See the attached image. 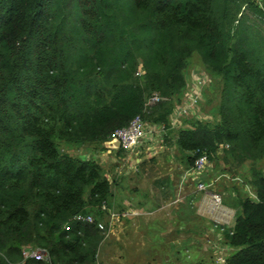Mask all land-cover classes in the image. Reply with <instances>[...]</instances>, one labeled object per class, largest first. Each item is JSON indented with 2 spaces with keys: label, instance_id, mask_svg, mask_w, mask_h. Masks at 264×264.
Returning <instances> with one entry per match:
<instances>
[{
  "label": "trees",
  "instance_id": "trees-1",
  "mask_svg": "<svg viewBox=\"0 0 264 264\" xmlns=\"http://www.w3.org/2000/svg\"><path fill=\"white\" fill-rule=\"evenodd\" d=\"M245 6L258 14L251 0H0V264H100L116 181L74 151L106 150L137 115L168 127L192 59L219 93L177 132L187 167L264 159V21ZM248 178L256 199L225 198L235 224L215 228L235 250L224 264H264V172Z\"/></svg>",
  "mask_w": 264,
  "mask_h": 264
},
{
  "label": "crops",
  "instance_id": "crops-1",
  "mask_svg": "<svg viewBox=\"0 0 264 264\" xmlns=\"http://www.w3.org/2000/svg\"><path fill=\"white\" fill-rule=\"evenodd\" d=\"M199 71H201V68ZM191 73H193L192 70L185 73V79H188V81L190 80ZM191 121L192 118L183 119L179 126L174 128L170 126L166 127V130L160 135V138L155 137L150 141L146 140V143L144 142L145 144L142 146V152L135 160H132L133 162L130 160L134 156L128 158L126 156L125 159H128L126 172L134 171L133 178L137 184H135L132 189H136L137 193L135 191H128L127 196L124 197L120 192L122 189L124 190L127 185L123 184V182L120 184L117 183L113 191L118 192H113L115 198L111 208L116 212L127 211L134 214L119 221H115L111 226L109 223V229L105 235V240L101 248L107 245L109 238H113V241L114 238L123 240V232L126 235L130 225L135 228L143 226L146 235L149 230L154 231V229H157V233L160 235L174 234L176 236L175 243L177 244V242H180L183 247L184 245L200 246L197 240L194 239V235H197L200 231L199 222L201 220L206 222L208 226H205V229L209 230L212 228L211 223H213V218L210 216L211 213H209L210 215L208 213L203 215L200 212L201 194L204 195V199H206V197L203 192L197 191L194 180L187 179L185 183H181L184 173L189 168L186 162L182 160V155L178 151L175 142L177 132L183 128H190ZM113 150L114 149L106 148V150L98 154L111 155V153L114 152ZM242 168L244 167L242 166ZM210 171L212 173L215 171L212 163ZM227 172H231V170L229 169ZM227 172L224 173L227 174V190L223 191L222 189L221 191L217 189L218 179L213 182L214 190L222 194L224 200L227 198V202L233 204L232 201L234 197L240 192L248 194L256 199L248 181L250 173L249 176L247 175L246 179H244V175H240L246 180L244 181L238 174L230 175ZM240 172L242 171L240 170ZM208 176L209 174L205 176V180ZM138 184L144 186L143 190L138 188ZM116 196L118 197L116 198ZM225 206L227 207V215L225 216L227 226H223L231 231L235 224L237 210L235 207L229 205ZM204 212H206V210H204ZM107 216L110 221L109 213ZM163 240L165 241L166 239L163 237ZM207 246L208 248L211 247L209 243ZM233 252H235V250L227 246V256Z\"/></svg>",
  "mask_w": 264,
  "mask_h": 264
},
{
  "label": "rangeland",
  "instance_id": "rangeland-1",
  "mask_svg": "<svg viewBox=\"0 0 264 264\" xmlns=\"http://www.w3.org/2000/svg\"><path fill=\"white\" fill-rule=\"evenodd\" d=\"M194 57L196 56H193L192 58ZM191 62L192 63L189 66V69L186 71L190 72L192 70L193 73L190 74V78L194 73L196 74L197 72H199L201 68V66L197 64V60L195 61L194 59H192ZM202 71L204 72V70L201 68V73H203ZM212 91L213 88L211 87L203 89L204 102L202 107L204 112L209 111V109L212 108L216 103V99L214 97L217 96L219 90H217V92L215 91V94H213V96L209 95ZM207 95H209V98H211L210 103L208 102V100H206ZM181 99L179 101L180 104L182 102ZM65 150H67V148H65ZM89 150L92 151V148H88L86 150L80 148L77 153L74 151V154H77L79 157L81 156L82 159H91L93 157L95 160H97L99 164H101L105 169L107 177L111 181H116V183L113 184L112 191L117 183L120 184L123 182V184L127 185L124 190L120 189V193L123 194L124 197L127 196L128 191L136 192V189H132L134 188V185L137 184V182L134 181L133 178L134 171L126 172V164H128V159H125L126 157H124V154L127 156V158L134 156L130 161L135 160L137 156L133 154L128 155L127 151H124L123 156L118 158L114 152H112L111 155H99V152L91 153ZM70 152L73 153L72 151ZM211 163L214 168L216 163L220 168L217 171H213V173L210 172L206 180L218 179L217 189L221 191L222 189L223 191L227 190V174L222 175V169H226L225 171H228L230 169L231 172H227L228 174H238L239 176H249L251 168H257L264 172V159L261 161H257L254 165L251 160L246 159L238 169H231L233 165L236 166V163L234 158L230 155V152H227V164L222 160V158H219L218 160L216 159ZM242 166L244 168H242ZM240 170L242 172H240ZM240 177L242 178V176ZM137 186L140 190H143L144 188L142 184H138ZM113 192L117 193L118 191ZM201 195L200 212L203 215L211 213V215H209L212 216L211 218H213V221L217 220L219 215L215 212L210 211L207 206L206 199L203 198L204 195ZM117 197L118 196H116V198ZM114 198L115 196L113 197L112 202ZM204 210H206V212H204ZM167 225L170 226L169 224ZM223 225L227 226V224ZM205 226H208V224L201 220L199 222L200 231L197 235H194V239L197 240L200 245L199 247H195L193 245H184L183 247L181 246L180 242H177V244L175 243L176 236L174 234H162L166 239L164 241L162 235L157 233V229H154V231L149 230L146 235L143 226H138L135 228L130 225L127 234L125 235L123 232V240L114 238L113 241V238H109L107 245H104L103 248H101L100 253L98 254V262L100 264H223L224 257L222 254H220V251L223 250L224 245L219 244L220 242L218 241L217 233H215V231H211L210 229H205ZM207 242L211 244L210 248H208Z\"/></svg>",
  "mask_w": 264,
  "mask_h": 264
},
{
  "label": "built area",
  "instance_id": "built-area-1",
  "mask_svg": "<svg viewBox=\"0 0 264 264\" xmlns=\"http://www.w3.org/2000/svg\"><path fill=\"white\" fill-rule=\"evenodd\" d=\"M251 2L257 8L258 14L251 13V11L248 10L247 6H245L243 10H245L251 18H256L257 20L264 21V0H251ZM139 72L140 71H137L136 75H139ZM210 85L211 80L205 72L201 73V71H199L196 74L194 73L189 81L188 79H186V89L181 99L182 102L181 104L178 103L175 105V108L169 117V126L171 128L179 126L183 119L186 120L192 118V120H198L202 117H205L202 113V106L204 102L203 89L210 87ZM165 100L166 99L154 95L148 99L146 105L152 106L157 102ZM208 120H210V117H208ZM165 130V125L148 123L142 118V116L137 115L127 126L115 130L108 142H110L111 140H117L120 142V148H123L125 151H127L128 155L133 154L135 156H138L142 152V146L146 143V140L150 141L155 137L160 138V135H162ZM210 169L211 162L208 156L206 154H201L194 160L193 165L184 173L181 183H185L187 179H192L196 184L197 191L203 192L205 194L208 208L211 212H215L219 215L217 220L212 221L214 225H212V228H210L211 231H215V228H217L218 225L223 226V224H226L225 216L227 215V207L224 205L223 196L216 192L213 188V182L215 180H205V176H207L211 172ZM101 209L109 212L110 226L115 221H119L131 214H134L127 211L116 212L113 210V208L108 209L106 204H103L101 206ZM74 220L83 224L93 222V218L91 215H77L74 217ZM98 227L99 229L104 230L105 224L99 223ZM217 235L218 241L220 242L219 244L221 245L222 242L220 239V235ZM226 253L227 248L224 246L223 250L220 251V254H222L224 257L223 264L225 262ZM24 254L26 257L35 258L37 260H41L46 257L45 251L40 249H26L24 251Z\"/></svg>",
  "mask_w": 264,
  "mask_h": 264
},
{
  "label": "water",
  "instance_id": "water-1",
  "mask_svg": "<svg viewBox=\"0 0 264 264\" xmlns=\"http://www.w3.org/2000/svg\"><path fill=\"white\" fill-rule=\"evenodd\" d=\"M106 148H113V149H119L120 148V142L117 140H111L110 142H105Z\"/></svg>",
  "mask_w": 264,
  "mask_h": 264
}]
</instances>
